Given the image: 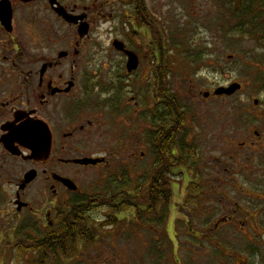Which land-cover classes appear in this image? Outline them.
<instances>
[{"label": "rangeland", "instance_id": "rangeland-1", "mask_svg": "<svg viewBox=\"0 0 264 264\" xmlns=\"http://www.w3.org/2000/svg\"><path fill=\"white\" fill-rule=\"evenodd\" d=\"M142 1H146L144 10L149 23L154 29L161 30L165 37L166 56H171L173 60L168 80L169 92L177 93L190 116L201 113L206 120L211 115L213 117L214 138L206 139L207 131L198 145L200 150L194 176L200 186L192 188L193 193L197 192L198 195L207 193L208 200L196 199L192 202L190 194L181 195L176 203H172L177 207L172 226L168 223L170 216L167 217V209L162 219V206L156 213L146 214L141 219L138 213L133 215L131 211L117 213L115 218L119 224L114 226L108 224L113 215L112 209L99 207L90 213L91 224L83 228L87 234L86 239L81 238L84 240V245L79 244L81 250L74 254L77 258L65 260L62 264H264V148L263 152L251 154L239 147L236 153H230L224 139L231 128L244 123L256 130L263 126L261 130L264 131V73L257 70L255 62L250 60L249 52L256 48L242 39L241 0L135 2L141 6L139 3ZM67 2L71 6L80 4L82 12L86 8L87 12L83 13L89 15L93 24L89 35L82 36L86 38L82 50L84 47L86 49L79 58L73 57L79 67L76 62L72 63L77 67L75 75L83 90L81 103L88 110L102 107L104 112H108L102 132L98 133L92 128L91 134L83 135L82 143H98L104 151L119 152L131 145L129 141L135 140V145L130 146L135 152L131 159L134 165L127 167L126 157H111L110 163L99 174H88L89 193L92 198L113 196L124 190L132 193L136 182L137 187L145 180L144 177L137 181L138 170L143 173L149 170L151 153L145 147L144 140L150 132L143 124L145 112L141 111L136 118L129 120L120 117L134 109L135 106L133 109L129 107L130 98H135L131 104L139 103V110L146 109L143 94L151 91L150 83L146 84L147 77L149 80L151 77L147 74V62L142 63L141 70L133 78L126 77L125 67L122 74H116L115 64L113 68L109 64L121 59L112 46L114 40L133 46L128 39L129 25L126 24L128 0ZM53 26L56 29L55 39L63 38L66 29L59 30L56 24ZM70 35L72 42L80 39L74 28L70 30ZM148 40H155L152 31ZM103 74L104 82L110 88L101 91L98 81ZM234 82L244 84L245 90L228 100L200 105V91H214ZM193 93L197 95L198 103H193L189 97ZM255 100L259 102L258 106H255ZM189 125L190 122H187L188 132L195 138L196 128L194 124ZM195 125L201 135L200 130L204 125ZM236 135L239 137L234 140L242 141L240 135ZM142 153L145 155L142 156ZM153 161L151 157L150 163L153 164ZM0 164L3 169L0 170V234L7 235L16 226L17 220L3 212L10 207L17 179L27 167L1 160ZM213 168L222 176V180L228 179L220 192L223 195L217 194L218 191L207 184L211 179L210 169ZM215 178L219 179L217 176ZM46 195L38 181L28 190L26 199L37 207V204L43 203ZM133 211L136 212V208ZM222 217L232 219L226 223V228L220 230L221 234L216 233L212 237L202 232L206 222L211 221L212 224ZM92 228L96 229V237L92 241H85L94 235ZM41 229L30 215L24 214L19 219V246L16 239L1 243L0 236V264H37L36 254L26 253L28 255L21 257L19 252L20 248L28 246V241L36 243L48 235L43 234ZM50 261L46 260L47 263Z\"/></svg>", "mask_w": 264, "mask_h": 264}, {"label": "flooded vegetation", "instance_id": "flooded-vegetation-1", "mask_svg": "<svg viewBox=\"0 0 264 264\" xmlns=\"http://www.w3.org/2000/svg\"><path fill=\"white\" fill-rule=\"evenodd\" d=\"M67 1L56 0L52 5V0H0V5L5 4L11 12L10 22H2L0 18V160L3 163L13 162L27 167L24 174L17 179L16 191L10 207L3 212L7 216H14L17 224L11 229L12 231H9V234H0L1 243L7 239H16L19 246V219L24 214L30 215L43 228L41 229L43 234L53 229L55 231L61 224L57 212L67 209L72 204H79L87 198V195H90L88 174H99L100 170L110 163L111 157L114 159L126 157L127 167L134 165L131 159L135 156V152L130 147L135 145L134 138L129 141L130 146L119 152L104 151L98 143L96 145L82 143L83 135L91 134L92 128L98 133L102 132V124L108 112H104L102 107L88 110L81 103L83 90L78 76L75 75L76 66L79 67V64L73 57L79 58L86 49L84 47L82 50L86 38L72 42L70 30L74 28L78 31L84 22H88L91 30L93 24L89 15L83 13L87 12L86 8L82 12L80 4L71 6ZM135 1L128 0L129 11L128 21H126L129 25L128 39L133 46L119 40L122 44L120 51L117 52L121 58L120 62L115 61L111 64L108 59L105 61L109 62L112 68L115 64L116 74H122L125 67L128 78H133L136 72L141 70L142 63L147 62V74L151 80L147 77L146 84L150 83L151 91L143 94L146 109L139 110V103L131 104L135 98H130L129 107L132 109L135 107L131 112L129 111V114L122 115L120 118L129 120L136 118L141 111L146 113L143 124L150 135L148 134L144 140L145 147L154 158L153 163L161 158L163 163L161 179H164V185L172 186L174 193L168 209L170 213L168 223L172 226L177 212L176 205L172 206V203H176L181 195L190 194L189 197L193 198L192 202L196 199L204 202L208 200L207 193L202 192L198 195L197 192L193 193L192 188L200 186L199 180L195 181L197 177L194 176L196 158L199 157L200 150L198 145L207 131L206 139L214 138V121L212 115L208 120L204 119L201 113L190 116L180 98L177 97V93L171 99L168 98V66L166 51L163 47L165 37L160 30L161 40L158 44L161 45V49L155 40H148L151 30L144 10L146 1L139 3L141 6H138ZM240 7L242 39L247 40L252 47L258 48L249 52L250 60L255 62L257 70L264 73V0H241ZM60 11H64L63 17ZM66 15L73 18H81L83 15L86 18L73 25L66 21ZM53 24H56L59 30L66 29L63 38L55 39L56 29ZM128 53H133L139 62L138 69L132 73L127 72L130 59ZM247 58L249 59V56ZM73 61L76 62V66H72ZM104 77L105 75L98 81L101 91L110 88L104 82ZM240 84L242 92L245 86ZM215 93L216 90L200 91L199 94L202 97L200 105H211L215 100L225 101L232 98L216 96ZM195 96L197 95L193 93L189 97L193 103H198ZM99 97L102 98L101 95ZM254 104L258 106L259 102L255 100ZM170 105L174 108L171 109ZM124 107L127 110V104ZM254 116L259 119L257 115ZM187 122H190L189 126L194 124L197 133L194 135L195 138H192L188 132ZM195 124L204 125L200 130L201 135ZM33 126H36V130L42 137H49L51 146L48 155L41 152L40 155L35 156L22 144L21 135ZM261 129L263 126L256 130L255 127L246 123L231 128L224 138L227 149L230 153H236L235 150L239 147L251 154L263 152L264 131ZM156 133L160 136H158L160 151L155 144L154 134ZM236 134L240 135L242 141L234 140L239 137ZM144 155L145 153H142V156ZM151 157L148 161L149 170L144 173L138 170L137 181L138 178L144 177L145 180L137 187L136 182V188L142 185L146 188L148 184L149 186L151 184L149 181ZM102 158L105 159V163L98 165L78 163L82 160ZM1 167L0 164V170L3 171ZM32 171L36 172V176L32 182L26 183V175ZM210 175L211 179L207 184L217 190V194H221V189L227 185L228 179L222 180V176L216 172L215 168L210 169ZM216 176L219 179L215 178ZM63 180L72 182L77 190H71ZM38 181L47 195L42 204L34 207L32 203L27 202L26 194ZM20 204L24 205L21 209H19ZM165 204V202L162 204L163 215L166 214L168 207ZM231 219L232 217L218 218L212 224L208 221L202 228V232L214 237L216 233L219 234L220 230L226 228V223H230ZM32 236L35 237V235Z\"/></svg>", "mask_w": 264, "mask_h": 264}, {"label": "trees", "instance_id": "trees-1", "mask_svg": "<svg viewBox=\"0 0 264 264\" xmlns=\"http://www.w3.org/2000/svg\"><path fill=\"white\" fill-rule=\"evenodd\" d=\"M151 23H153V21ZM150 30L153 33V38L158 44L159 40H161L160 31L154 29L152 24H150ZM156 31L159 32V35ZM158 45L161 49V45ZM152 59H154V56H152ZM167 62L169 79L171 57L170 59L167 57ZM168 85L169 82L167 86ZM167 96L169 99L173 97L169 90L167 92ZM170 107L171 109L174 108L171 105ZM157 127L159 128L160 126ZM154 136L155 144L158 147V151H160L161 146L159 133L154 134ZM158 160L159 161H157L155 164L156 166H154L151 171V177L149 180L151 183L150 186L148 184L145 188L142 185L140 188H136L133 193L122 192V194H115L113 196L107 195L103 198L100 196L90 199L87 198L83 201H80L79 204H72L67 209L59 210L58 217L62 223L58 229L52 234H48L44 239L38 240L36 243L28 241V246L24 247L25 249L20 248L19 253L23 255L24 253L37 252L40 258L39 264H46L44 261L47 259L51 260L50 264H59V257H70V254L76 253V247L79 246L77 242L78 236H80L82 239H86L85 235L87 234V231L83 230V226L88 224V221L91 218L90 213L96 210L98 207H109L113 211V216L117 213H123L124 210H129L132 207H135V213L139 214L140 219L146 214L156 213L163 199L165 201L169 200L170 202L171 199H169V195L172 189H170L169 184L164 185V179H161L163 163L161 162V158H158ZM113 216L110 217L111 219H109L110 221L108 224H119V221H116ZM93 238L94 235H91L88 237V240L85 241H92ZM82 241L84 243V240Z\"/></svg>", "mask_w": 264, "mask_h": 264}, {"label": "water", "instance_id": "water-1", "mask_svg": "<svg viewBox=\"0 0 264 264\" xmlns=\"http://www.w3.org/2000/svg\"><path fill=\"white\" fill-rule=\"evenodd\" d=\"M56 0H52V5L55 4ZM60 15L64 16V11H60ZM0 18H2V22H10L11 21V12L7 9L5 4L0 5ZM65 19L68 23L71 24H77L78 21H83L84 17L77 18V17H71L70 15H66ZM89 32V25L84 24L80 27L79 34L80 36H85ZM116 49L120 51V48L122 47L121 43H115ZM130 59L127 65V71L129 73H132L133 71H136L139 65L138 58L133 53H128ZM241 89L240 84H232L231 86L227 88H219L216 90L215 95L216 96H233L237 92H239ZM21 142L23 145H25L30 152L33 153V155L38 156L41 154V152H44L46 155L49 154V149L51 146V142L49 137L46 138L42 137L40 133L36 130V126H33L29 131L24 133V135H21ZM44 138V140L42 139ZM103 160H82L78 161L79 164L82 165H97L101 164ZM36 176V172L32 171L26 175L25 182L30 183L34 180ZM63 182L71 189L76 190L77 187L70 181L63 180ZM24 205L19 206V209H21Z\"/></svg>", "mask_w": 264, "mask_h": 264}]
</instances>
